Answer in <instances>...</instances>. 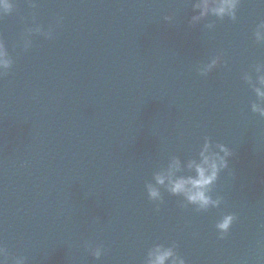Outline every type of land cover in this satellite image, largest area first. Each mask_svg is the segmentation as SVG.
<instances>
[{
  "label": "water",
  "instance_id": "1",
  "mask_svg": "<svg viewBox=\"0 0 264 264\" xmlns=\"http://www.w3.org/2000/svg\"><path fill=\"white\" fill-rule=\"evenodd\" d=\"M196 2L15 0L0 18L14 60L0 77V241L10 257L144 264L151 247L175 243L187 264H264V117L243 79L264 62L254 37L264 0H240L235 20L192 24ZM205 137L234 153L212 192L221 206L197 211L164 186L163 201L150 200L155 174L173 156L195 158ZM224 214L237 219L221 239ZM89 243L104 248L99 260Z\"/></svg>",
  "mask_w": 264,
  "mask_h": 264
},
{
  "label": "clouds",
  "instance_id": "2",
  "mask_svg": "<svg viewBox=\"0 0 264 264\" xmlns=\"http://www.w3.org/2000/svg\"><path fill=\"white\" fill-rule=\"evenodd\" d=\"M239 4L240 0H197L194 4L197 14L192 16L191 23L196 24L208 17L209 14L221 19L227 16L235 20ZM36 6L35 3H32V7ZM15 8V0H0V18L10 15ZM165 19L171 21L172 17H165ZM61 21L62 18L58 19L57 23ZM208 27L212 28L213 25L210 24ZM41 31L42 28L39 26L35 29H27L23 36L25 51L31 47L28 35ZM47 35L52 38L53 31L50 29ZM254 37L256 43L264 44V21H261L256 27ZM222 61L223 54L217 55L201 69L200 74L207 76ZM13 65L14 60L9 54L3 37L0 36V77L7 75ZM253 67L255 78L250 73H245L243 79L257 97V101L251 104V111L264 117V62H259ZM233 155V151L227 145L214 141L212 137H205L195 158L189 159L185 163L178 156H173L167 166L155 174V184L147 185L149 199L162 202L163 197L158 186H164L170 194L184 197L188 204L196 207L197 211L219 208L223 203V198L219 196L214 198L212 192L221 173L229 168V158ZM236 219L235 214H224L216 223L215 227L221 239L227 236ZM87 248L97 260L104 254L102 246L93 247L89 243ZM177 248L178 245L175 243L170 246L156 244L148 250L144 264H187V260L178 253ZM10 260L11 264H27L26 256L10 257L8 248L0 241V264H9Z\"/></svg>",
  "mask_w": 264,
  "mask_h": 264
}]
</instances>
